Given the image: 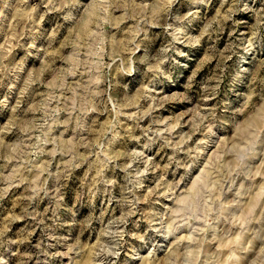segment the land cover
I'll list each match as a JSON object with an SVG mask.
<instances>
[{
  "label": "clouds",
  "instance_id": "9594fccd",
  "mask_svg": "<svg viewBox=\"0 0 264 264\" xmlns=\"http://www.w3.org/2000/svg\"><path fill=\"white\" fill-rule=\"evenodd\" d=\"M0 264H264V0H0Z\"/></svg>",
  "mask_w": 264,
  "mask_h": 264
},
{
  "label": "rangeland",
  "instance_id": "374dc122",
  "mask_svg": "<svg viewBox=\"0 0 264 264\" xmlns=\"http://www.w3.org/2000/svg\"><path fill=\"white\" fill-rule=\"evenodd\" d=\"M197 63H198V61L196 63H193V68L196 67ZM158 159H162L163 160L165 158H164L163 154H161V156Z\"/></svg>",
  "mask_w": 264,
  "mask_h": 264
}]
</instances>
